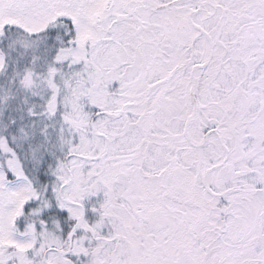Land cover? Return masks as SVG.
Listing matches in <instances>:
<instances>
[{"label":"snow or ice","instance_id":"6c2138e0","mask_svg":"<svg viewBox=\"0 0 264 264\" xmlns=\"http://www.w3.org/2000/svg\"><path fill=\"white\" fill-rule=\"evenodd\" d=\"M0 264H264V0H0Z\"/></svg>","mask_w":264,"mask_h":264}]
</instances>
